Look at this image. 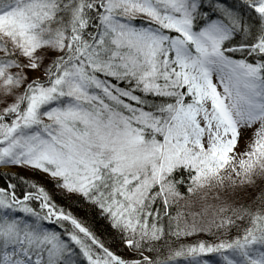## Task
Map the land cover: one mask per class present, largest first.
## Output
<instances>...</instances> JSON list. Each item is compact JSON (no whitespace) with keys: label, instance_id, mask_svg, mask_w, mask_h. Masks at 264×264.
I'll use <instances>...</instances> for the list:
<instances>
[{"label":"snow or ice","instance_id":"6c2138e0","mask_svg":"<svg viewBox=\"0 0 264 264\" xmlns=\"http://www.w3.org/2000/svg\"><path fill=\"white\" fill-rule=\"evenodd\" d=\"M0 165V264H264V0H0Z\"/></svg>","mask_w":264,"mask_h":264},{"label":"trees","instance_id":"16d2710c","mask_svg":"<svg viewBox=\"0 0 264 264\" xmlns=\"http://www.w3.org/2000/svg\"><path fill=\"white\" fill-rule=\"evenodd\" d=\"M19 170H20V171H25L24 169H19ZM79 211H81V212H82L83 210H82V209H80Z\"/></svg>","mask_w":264,"mask_h":264},{"label":"rangeland","instance_id":"374dc122","mask_svg":"<svg viewBox=\"0 0 264 264\" xmlns=\"http://www.w3.org/2000/svg\"><path fill=\"white\" fill-rule=\"evenodd\" d=\"M0 168H3V166H2V165H0Z\"/></svg>","mask_w":264,"mask_h":264}]
</instances>
